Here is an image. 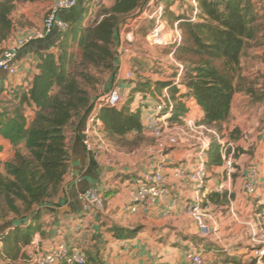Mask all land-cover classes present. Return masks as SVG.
I'll list each match as a JSON object with an SVG mask.
<instances>
[{"label": "trees", "instance_id": "16d2710c", "mask_svg": "<svg viewBox=\"0 0 264 264\" xmlns=\"http://www.w3.org/2000/svg\"><path fill=\"white\" fill-rule=\"evenodd\" d=\"M30 1L35 0L0 3L1 41L14 25L10 17L16 2ZM149 1L114 0L100 21L90 22L82 0L68 30L57 34L51 49L35 54L36 74L31 83L18 87L14 101L0 113V135L13 147V157L0 173V229H12L0 233L4 260H17L23 247L31 245L40 232L41 207L58 195L69 172L68 139L87 119L104 76L117 72L121 25L128 17L140 14ZM246 1L198 0L200 22L196 23L185 15H173L185 36L177 49V57L187 65L181 87L200 107L202 122L212 128L228 122L238 91L241 58L254 20ZM160 87L168 89L174 99L181 90L171 83ZM178 110L181 114L177 119L188 111L184 104ZM99 117L104 125L102 134L112 139L142 135L140 112H132L128 105L104 108ZM221 164L220 147L213 143L208 169ZM221 197L210 198L220 202ZM27 220L32 223L23 228L22 222Z\"/></svg>", "mask_w": 264, "mask_h": 264}, {"label": "crops", "instance_id": "0c3cea01", "mask_svg": "<svg viewBox=\"0 0 264 264\" xmlns=\"http://www.w3.org/2000/svg\"><path fill=\"white\" fill-rule=\"evenodd\" d=\"M2 1L0 0V3ZM22 3L31 4L33 12L39 13V16L33 13L29 20L32 21V17L37 16L39 19L35 21L39 24L35 27L40 29L52 2H16V9ZM16 9L10 17L14 25L9 36L6 40H0V55L7 44L13 45L17 41L16 38L19 39L34 30L27 27L23 30L18 28L15 24ZM79 12V8L73 12H62L59 18L71 23ZM1 34L2 31L0 39ZM57 34L55 32L45 40L30 44L21 50L16 63V76L10 77L0 73V113L14 101L13 93L18 87H26L31 83L33 75L36 74L33 67L35 54L51 49ZM244 60L248 62L249 59L242 58L240 67L245 66ZM120 62L121 58L118 57L117 68L121 74L125 70ZM240 77H246L244 70L240 72ZM120 86L124 90L123 85ZM181 94L182 99L178 101L185 103L188 100L187 104L190 105L188 90L184 89ZM140 95L142 94L137 95V100L133 103L132 112L139 111L144 123L156 104V98L154 100L150 97L143 101ZM198 108V115L202 118V111ZM32 114L30 112V115ZM86 125L85 120L79 131L68 139L71 156L69 172L58 195L41 207L40 232L35 234L31 245L23 247L21 255L13 262L31 264V256L51 252L62 243L67 244L70 249L85 251L89 262L93 264H188L187 255L191 251H200L208 264H239L242 258L254 256L256 246L246 224L253 222L249 220H252L256 209L264 208V160L260 163L247 159L236 161V170L231 179L225 172L223 162L220 166L208 169L205 209L212 234L208 239H202L197 223L187 210L192 198L191 185L174 174L175 168L187 160V152L182 147L173 149L168 159V199L148 211L130 214L125 210V205L129 201L133 179L155 166L154 160L148 159L143 153L144 148L153 144V139L143 129L142 135L146 139L137 154L133 152L124 155L109 145L106 152L99 158H94L83 144ZM253 142H257L256 155L261 150L264 153V138L260 143L256 138L248 143L239 141L236 147H250ZM12 157L11 143L0 135V173H4L5 164ZM253 170L258 172L257 188L255 195L249 196L245 184ZM221 185H226L222 191ZM90 190L98 191L105 198L103 211H84L82 197ZM215 195L223 196L220 202L211 200L210 197ZM173 203L175 205L172 207ZM169 209L171 214L165 216ZM31 223V220L23 221V228H27ZM4 230L6 233L12 231L11 228H3L0 233ZM4 250L0 240L2 259H6Z\"/></svg>", "mask_w": 264, "mask_h": 264}, {"label": "built area", "instance_id": "2783aa9c", "mask_svg": "<svg viewBox=\"0 0 264 264\" xmlns=\"http://www.w3.org/2000/svg\"><path fill=\"white\" fill-rule=\"evenodd\" d=\"M52 2L47 15L43 20L40 29H34L17 41L9 48L2 51L0 55V73H5L10 77L16 76L18 72L17 60L22 49L30 44L45 40L53 33H63L69 28V23L60 19L62 12L75 10L82 0H47ZM153 1V0H152ZM197 0H194L196 4ZM149 5L142 14L148 13ZM163 7L160 6L153 13V19L158 22L161 20ZM159 15V16H157ZM157 16V17H156ZM141 17V18H142ZM195 22L197 20V11L191 17ZM178 38L181 41V35L178 32ZM177 39L175 40V42ZM118 57L122 58L129 54V51L120 47L117 50ZM131 75L128 74L127 78ZM179 95L174 99L169 90L165 89L156 97L150 114L144 120V129L153 139V144L144 148V155L155 162L152 170L139 174L133 179L132 189L129 194V201L125 205V210L130 214L148 211L161 201L168 199L169 188L167 186V169L169 168L168 159L173 149L182 147L186 152L187 160L181 162L175 168V176L188 181L191 185L192 198L190 199L187 210L193 217L199 228V235L202 239H208L212 232L207 223V213L205 209L206 185L209 179L208 163L209 152L213 146L214 139L220 146V155L225 167L228 178L231 179L236 170L235 153L236 145L233 143L225 144L219 138L212 127L202 122V118L196 116L194 107H199L193 99H190V105L186 102H179ZM124 99V92L119 84H114L107 91L96 97L92 103V108L87 116L86 129L84 131L83 144L86 151L94 158H99L106 152V143L101 137L103 122L99 115L104 108H118ZM184 104L187 107V113L175 118L178 115L179 105ZM258 172L253 170L249 175V180L245 184L246 193L253 196L256 193V181ZM226 185H221L220 190H224ZM84 211L86 213L93 210L103 211L104 200L102 195L96 190L88 191L82 197ZM175 205L173 203L172 207ZM169 209L165 216H169ZM259 224L264 223V208L257 214ZM257 220V221H258ZM256 221V220H255ZM248 222V227L252 241L259 243L261 248L255 250L254 259L259 264L263 263L264 241L258 242L257 222ZM188 264H208L200 251H191L187 255ZM0 264H17L11 260H4L0 257ZM31 264H93L90 263L87 254L81 249H75L67 244H59L53 251L48 253H36L31 256Z\"/></svg>", "mask_w": 264, "mask_h": 264}, {"label": "rangeland", "instance_id": "374dc122", "mask_svg": "<svg viewBox=\"0 0 264 264\" xmlns=\"http://www.w3.org/2000/svg\"><path fill=\"white\" fill-rule=\"evenodd\" d=\"M149 3L151 5L149 11L142 17ZM149 3L140 14L135 13L128 17L125 23L121 25L117 39V50L123 47L129 51V54L123 56L120 62L124 65L125 71L120 74L119 68H117L115 74H106L96 94L98 97L114 84H122L124 99L118 108L128 105L131 111L139 94H142L140 96L143 101L150 97L155 100L156 96H159L166 89L161 88V84L171 83L177 88L181 87L187 65L177 57V49L184 43L185 36L184 31L179 27V23L174 21L173 15H185L189 19H192L195 11L199 15L198 0L196 4L194 0H150ZM113 4L114 0H83L82 6L90 22H97L102 19V13L110 9ZM246 4L250 7L254 19L250 30L252 36L248 40L247 48L242 56V58L247 57L249 60L248 62L244 60L245 66L240 67V72L244 70L246 77H240L238 91L232 105L233 114L230 115L228 122L222 127L213 128L225 144L231 142L236 145L239 141L248 143L254 138L260 143L264 138V0H247ZM160 6L163 7V10L162 18L158 22L156 18L151 17ZM33 13L39 16L38 12H33L31 4L22 3L16 9L15 24L18 28L21 30L26 27L29 30L31 28L39 29L35 27L36 24H39L35 21L39 19L37 16L32 17V21L29 20ZM197 21L200 22V19H197L195 23ZM178 32L181 35V41L178 38ZM10 46L7 44L5 49ZM218 65L220 66V63ZM128 74L131 75L130 78H127ZM184 89L181 87L180 93L177 94L179 99H182L183 94L181 93ZM185 102L188 103V100ZM194 110L196 116H199V108L195 106ZM178 114H181L180 110ZM101 137L107 146L111 145L118 153L124 155L133 152L137 154L143 147V140L146 139L143 135H128L122 139H112L104 134H101ZM213 143L215 146H219L217 139H214ZM256 144L257 142H253L250 147L246 148L238 146L235 162L240 159H247L260 163L261 160H264L263 150L256 155L258 151ZM256 210L252 220L249 221L256 220L259 228L257 241L261 242L264 241V223L261 221L259 224L257 214L261 210ZM254 245L256 246L255 250L261 248L259 243L257 245L254 243ZM239 264L259 263L253 256L246 259L242 258Z\"/></svg>", "mask_w": 264, "mask_h": 264}]
</instances>
